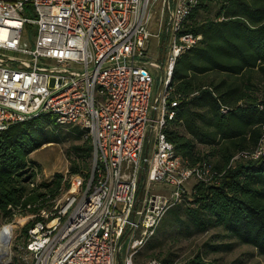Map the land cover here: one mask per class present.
I'll return each instance as SVG.
<instances>
[{"label":"built area","instance_id":"1","mask_svg":"<svg viewBox=\"0 0 264 264\" xmlns=\"http://www.w3.org/2000/svg\"><path fill=\"white\" fill-rule=\"evenodd\" d=\"M156 1L0 0V132L52 115L59 127H78L91 146L88 169L70 175L49 210L30 215L39 219L17 245L26 264H136L166 211L190 194L187 182H215L208 166H186L164 135L176 106L168 99L173 65L202 38L183 30L199 0H160L157 28L167 10L165 34L169 25L173 32L161 64L145 59L149 38L159 36L149 29ZM149 67L162 77L155 106ZM263 153L264 133L255 150L233 159ZM153 182L169 188L152 191Z\"/></svg>","mask_w":264,"mask_h":264},{"label":"trees","instance_id":"2","mask_svg":"<svg viewBox=\"0 0 264 264\" xmlns=\"http://www.w3.org/2000/svg\"><path fill=\"white\" fill-rule=\"evenodd\" d=\"M212 8L216 15L199 21L197 13ZM183 30L202 38L173 65L168 99L176 106L164 135L186 166H208L215 182L196 181L190 194L166 211L157 234L172 227L175 231L167 238L178 240L218 228L234 244L264 256V153L257 159H233L255 150L264 133V0H199ZM66 139L71 141L70 174L83 172L91 146L76 126L59 127L52 115H44L0 132V215L5 221L49 210L68 188L61 174L29 185L38 173L29 155L43 144ZM37 219L21 228L24 235ZM205 245L213 251L223 247ZM140 250L136 264L151 259L160 264H214L198 251L177 261L170 247L137 262Z\"/></svg>","mask_w":264,"mask_h":264},{"label":"rangeland","instance_id":"3","mask_svg":"<svg viewBox=\"0 0 264 264\" xmlns=\"http://www.w3.org/2000/svg\"><path fill=\"white\" fill-rule=\"evenodd\" d=\"M151 13L152 19L149 25V29L153 33L159 32V36H151L149 38L148 49L145 59L153 60L160 63L161 47L164 41H166L167 50L171 42L173 32L171 26L169 25L165 34L166 24L168 22L167 10H165V14L163 16L161 28H157L156 19L159 17L160 14V0H157L154 3L151 8ZM25 15H27V17L31 16L28 12L23 14V16ZM215 15L216 12L213 8L207 11L202 9L197 13L196 17L200 21L206 16L214 17ZM33 28L34 25L32 23H27L24 29L23 35L28 42H31L32 38H30V36L32 34ZM149 72L153 79V88L151 93L152 101L155 91L159 84L160 69L149 67ZM146 139L147 137H145L144 140L142 154L145 153ZM70 143V139H66L59 143L43 144L40 148L33 151L29 155V159L36 165L38 170L37 182L41 180H51L55 174H61L62 181L69 180L70 175H72L69 172L71 158L68 155V147L70 146ZM147 146V153L151 154L152 137L149 139ZM89 160L90 159L88 158L87 165L83 166V172L88 169ZM141 181L142 178L140 172L138 177V186H140ZM194 183L195 181L193 179H190L187 182L186 187L190 190ZM167 188L169 187L159 182H153L151 184L152 191L160 189L165 190ZM20 218L24 219L23 222L20 221ZM29 220H31L30 214H16L12 216L9 221H5V219L0 215V227L4 225V223H12L14 225L9 239L8 252L0 256V264H26L24 258H22L21 254L17 250V245L21 244L24 240L25 235L22 232L21 228ZM157 230L156 233L152 236V238H150L148 242L141 248L136 258L137 262H143L151 257H155L156 255L163 253L166 247H170L171 250L176 253L177 256L175 257V260L177 261H181L198 251L202 254L204 258L212 260L214 264H264V256L257 254L255 250H253L251 247L234 244V238H228L224 236L218 228L211 227L207 231L196 233L189 236L188 238H181L178 240H172L170 238H167L169 234L175 231V229L172 227H167L165 233L160 235L157 234ZM206 242L221 243L223 247H221L219 250L213 251L205 245ZM227 244H229L230 246L225 247ZM122 258L123 256L120 255L119 260L122 261Z\"/></svg>","mask_w":264,"mask_h":264},{"label":"bare ground","instance_id":"4","mask_svg":"<svg viewBox=\"0 0 264 264\" xmlns=\"http://www.w3.org/2000/svg\"><path fill=\"white\" fill-rule=\"evenodd\" d=\"M24 219L20 218V221L23 222ZM14 225L12 223H4L0 227V256L6 254L9 249V239L12 233V228Z\"/></svg>","mask_w":264,"mask_h":264},{"label":"water","instance_id":"5","mask_svg":"<svg viewBox=\"0 0 264 264\" xmlns=\"http://www.w3.org/2000/svg\"><path fill=\"white\" fill-rule=\"evenodd\" d=\"M164 50H165V41L161 47V51H160V64L162 63L163 61V56H164ZM161 86H162V77H160V80H159V84H158V87L155 91V94H154V97H153V100H152V105L155 106L156 104V101H157V97L159 95V92L161 90ZM144 168H145V164L143 163L142 165V173L144 174ZM143 180H144V175H143ZM141 192H142V185L140 186L139 190L137 191V194H136V201L139 199L140 195H141ZM118 264H120V262H118Z\"/></svg>","mask_w":264,"mask_h":264}]
</instances>
